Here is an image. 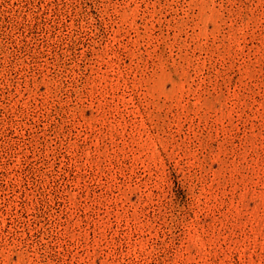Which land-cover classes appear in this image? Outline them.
I'll list each match as a JSON object with an SVG mask.
<instances>
[{
    "label": "rangeland",
    "instance_id": "374dc122",
    "mask_svg": "<svg viewBox=\"0 0 264 264\" xmlns=\"http://www.w3.org/2000/svg\"><path fill=\"white\" fill-rule=\"evenodd\" d=\"M0 264H264V0H0Z\"/></svg>",
    "mask_w": 264,
    "mask_h": 264
}]
</instances>
